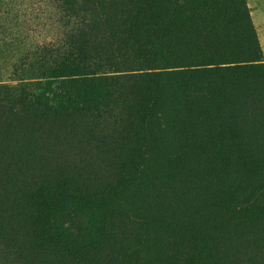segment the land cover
Returning <instances> with one entry per match:
<instances>
[{"label":"rangeland","instance_id":"obj_1","mask_svg":"<svg viewBox=\"0 0 264 264\" xmlns=\"http://www.w3.org/2000/svg\"><path fill=\"white\" fill-rule=\"evenodd\" d=\"M263 1L245 0L264 56ZM56 6L54 0H0V79L12 73L32 77L42 64L53 67L54 56L21 60L20 54L57 42L69 29ZM106 29L93 31L94 41L111 43ZM128 90L139 98L120 99L115 113L97 123L86 118L59 127L22 121L17 127L26 130L0 132V264H163V224L176 215L173 188L164 183L165 167L188 165L185 155L190 153L202 170L234 169L239 181L258 180V168L264 169L259 154L264 152V77L225 89L223 100L210 103L203 117L173 108L158 125L149 119L154 109L149 112L152 106L142 90ZM58 95L51 92L46 98L56 102ZM242 165L249 177L239 173ZM74 181L92 193L79 215L82 240L67 249L57 243L59 234L43 223L40 212L59 193L72 192L69 182ZM232 188L243 192L240 186ZM237 191L227 195L234 198ZM183 200L177 207L181 218L193 211ZM234 203L216 204L221 220L229 218ZM179 235L174 238L178 244L187 233ZM233 238L213 246L205 257L213 264H264L259 249ZM55 246L60 255H42Z\"/></svg>","mask_w":264,"mask_h":264},{"label":"trees","instance_id":"obj_2","mask_svg":"<svg viewBox=\"0 0 264 264\" xmlns=\"http://www.w3.org/2000/svg\"><path fill=\"white\" fill-rule=\"evenodd\" d=\"M54 1L69 29L57 42L34 46L20 59L49 55L56 61L51 68L40 65L32 77L14 78L12 73L6 81L0 79V132L24 131L17 127L22 121L59 127L86 118L97 123L115 113L112 109L116 111L120 99L139 98L129 94L130 86L142 90L151 104L149 112L154 109V113H149V119L155 125L173 108L203 117L210 103L223 100L225 89L248 78L264 77V56L245 0ZM105 28L111 43L99 42L101 38L94 41L92 32ZM51 92L59 94L58 101L46 98ZM259 154L264 161V152ZM191 156L185 155L188 165L164 168L165 187L173 188L176 215L163 224L162 263L213 264L210 249L226 245L232 236L234 242L242 237L240 243L259 249L260 259L264 254V169L258 168L257 181H239L234 169L205 171ZM241 170L250 176L244 165ZM75 182H69L72 192L59 193L40 212L43 223L59 234L57 243L67 249L72 241L82 240L79 215L92 193ZM231 189L237 191L234 198L227 195ZM183 198L193 211L181 218L177 207ZM228 200L236 203L229 218L221 220L216 204ZM176 231L183 234L180 237L187 233L183 243L174 241ZM51 252L61 254L55 246L45 248L42 255Z\"/></svg>","mask_w":264,"mask_h":264},{"label":"crops","instance_id":"obj_3","mask_svg":"<svg viewBox=\"0 0 264 264\" xmlns=\"http://www.w3.org/2000/svg\"><path fill=\"white\" fill-rule=\"evenodd\" d=\"M264 2V1H263ZM262 9L264 10V3H262Z\"/></svg>","mask_w":264,"mask_h":264}]
</instances>
